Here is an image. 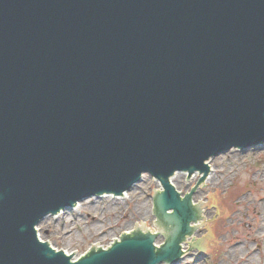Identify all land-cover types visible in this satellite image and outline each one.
Here are the masks:
<instances>
[{
  "label": "water",
  "instance_id": "1",
  "mask_svg": "<svg viewBox=\"0 0 264 264\" xmlns=\"http://www.w3.org/2000/svg\"><path fill=\"white\" fill-rule=\"evenodd\" d=\"M263 142L264 0H0V264L177 261L200 210L171 176ZM143 173L165 188L161 248L137 230L72 262L38 239L49 213ZM196 201L217 206L205 252L216 190Z\"/></svg>",
  "mask_w": 264,
  "mask_h": 264
},
{
  "label": "rangeland",
  "instance_id": "2",
  "mask_svg": "<svg viewBox=\"0 0 264 264\" xmlns=\"http://www.w3.org/2000/svg\"><path fill=\"white\" fill-rule=\"evenodd\" d=\"M199 176L196 173L188 179V174L179 173L172 181L185 194ZM153 187L160 188V182L145 174L126 192L128 198L95 196L84 200L77 210L66 209L60 216L46 217L38 225L40 236L69 253L77 249L76 258L95 242L109 245L123 230L135 228L136 221L146 220L155 228ZM215 190L220 214L213 220V230L218 238L203 253L188 251L180 264H264V145L233 148L213 158L209 179L194 198ZM216 209V205L206 206L204 218H211ZM206 232L203 226L196 236ZM163 241L160 239V243Z\"/></svg>",
  "mask_w": 264,
  "mask_h": 264
},
{
  "label": "bare ground",
  "instance_id": "3",
  "mask_svg": "<svg viewBox=\"0 0 264 264\" xmlns=\"http://www.w3.org/2000/svg\"><path fill=\"white\" fill-rule=\"evenodd\" d=\"M178 175H179V174L177 173V174H175V176H173V177L175 178V177L178 176ZM173 177H172V178H173ZM108 197H109V196H108ZM110 197H111V196H110ZM80 207H81V203L79 204L78 208H80ZM78 208H77V209H78ZM59 216H60V215H59ZM40 238H41V237H40ZM41 239H42V238H41ZM188 241H190L189 238H188ZM185 244H187V243H185Z\"/></svg>",
  "mask_w": 264,
  "mask_h": 264
}]
</instances>
